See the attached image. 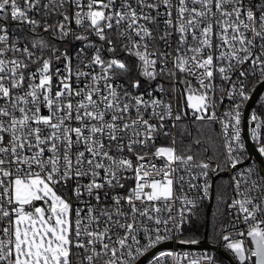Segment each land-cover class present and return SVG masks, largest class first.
Masks as SVG:
<instances>
[{
	"label": "snow or ice",
	"instance_id": "1",
	"mask_svg": "<svg viewBox=\"0 0 264 264\" xmlns=\"http://www.w3.org/2000/svg\"><path fill=\"white\" fill-rule=\"evenodd\" d=\"M253 82L264 85V0H0V264H137L173 239L195 203L184 188L207 195L217 169L157 136L189 111L219 123L235 169ZM250 122L264 156V116ZM253 175L234 177L235 219L216 233L238 264H264ZM169 259L214 264L171 251L150 264Z\"/></svg>",
	"mask_w": 264,
	"mask_h": 264
},
{
	"label": "built area",
	"instance_id": "2",
	"mask_svg": "<svg viewBox=\"0 0 264 264\" xmlns=\"http://www.w3.org/2000/svg\"><path fill=\"white\" fill-rule=\"evenodd\" d=\"M37 18H39V17H37ZM10 23H11L10 31L12 33L17 34V35H31V33L27 31L28 25L21 26L16 22H10ZM73 58L75 59L74 54H73ZM53 63H54V66H56V67H61V68L63 67V65L60 64L58 61H54ZM165 83H167V82H165ZM217 83H220V81L217 80ZM257 85L258 84H256L255 82L249 83V89H251L253 92V90L257 87ZM146 86H147L146 82L144 84H142L141 91H143ZM218 99H219V97H218ZM230 104H231V102L227 99V97H225L223 99V103L218 105L217 114L220 115V114H222L223 111H226L229 108ZM245 104L243 105L242 110H241V123L239 126L241 141H242L244 147H243L242 153H238V155L240 156L241 162L236 166L235 169L231 168L230 166H228L226 164L224 140L222 137L221 126L219 123H211V122H207V121H204V122L196 121L192 118V114L189 111V114L187 117H182L181 121L176 122L178 124L177 127L172 126V124H173L172 121L167 122L168 127L164 131H167L169 133V135L165 136L163 134V132H161L157 136V138L155 140V144H156V146H161L164 144L167 145L170 141L172 142L173 138H175V140H176L177 132H178L177 129L182 130L180 128L182 125H187L189 127V126H192V124H195V125L209 124V125H212L213 128L215 129L217 142L219 145V160L211 157L212 159L210 162H211L213 168L217 169V170L210 171V173H209L208 183H209L210 187L208 189L207 195L204 194L202 188L199 190L198 189H188L187 187L184 188V193L187 194L188 198L195 201L194 205L190 206L189 210L186 211L184 222L189 217H191L198 208H201L204 206L207 207L208 201L211 197H212V202H213L214 183L216 182V180L219 177H225L226 178L225 187L227 190V196H226V200H225V204H224V208H223V220H222L221 226L231 224L233 222V220L235 219V217L232 215H229V213L233 210H230L227 207V204L231 203L232 197L235 196V192L233 191V187H232L233 182H234V177L236 175L241 174V173H247L248 169H253L254 170L253 179L262 180L256 163L251 159L246 160L247 159V150H246L245 141H244V137H243V125L245 124L246 134L248 136L249 141L251 142V144L254 146V148L257 151L258 144L252 139V136H251L252 125L250 122V118H251L253 113H256L259 116H264V87L260 90V92L257 95V97L255 98V101L252 104V106H250V108L248 109L246 116H244ZM195 140H198V139H194L192 141L193 145L195 147H199V145L202 144L201 140H199L200 141L199 144H195L194 143ZM151 150L154 151L155 149L153 148ZM193 154L196 155L198 158L199 157H210L208 154H205L201 150L195 151V152H193ZM258 154H259V152H258ZM259 156H260V158L264 164V156H261L260 154H259ZM133 159H134V157H133ZM149 159L151 160L152 158L149 157ZM155 163L159 164L160 161L156 160ZM217 166H219V167L217 168ZM126 183H131V181H126ZM193 183L198 184V185H203L204 179L199 178V179L193 181ZM177 192L178 193L180 192L179 186H177ZM80 206L82 207L83 205H80ZM177 208H179V202L178 201H177ZM184 222H183V225H184ZM183 225H182V231L181 232L174 233L173 239L166 241L170 244L169 247H165V248H161V249L156 250L154 253H152L150 256H148L141 264H150V262L154 259L156 254H158L159 252H166V251H171V252L179 253L182 255L187 254L190 256H205L206 255V256L212 257L214 264H222L217 259V257L215 256L216 253H214L212 251L198 250V249L179 246V244H181V243H179L178 241L183 239V238H181V235L183 234ZM241 227H243V225H241ZM183 240H185V239H183ZM189 240H191V239H189ZM195 240H199V239H195ZM166 242H164V243H166ZM214 243L221 250L226 252L234 260V262L236 264H238V261L235 258V256L230 251H228L225 247H223V242L218 237L216 239V242H214ZM169 264H172V261L170 259H169Z\"/></svg>",
	"mask_w": 264,
	"mask_h": 264
},
{
	"label": "trees",
	"instance_id": "3",
	"mask_svg": "<svg viewBox=\"0 0 264 264\" xmlns=\"http://www.w3.org/2000/svg\"><path fill=\"white\" fill-rule=\"evenodd\" d=\"M195 126L198 127L192 129V126H189L187 131L185 132V135H187V138H189L191 142L193 152L201 150L205 154L209 155L212 152V149L210 147H212L213 145L215 146L218 143L215 129L213 128L212 125L209 124L195 125ZM198 137L201 139L202 144H200L199 147H195L192 141ZM182 140L184 142L183 145L186 146L189 145L188 142H186L184 139ZM217 153L218 151L215 152L214 155H216ZM219 192L221 193L220 189ZM226 196H227V190H225L223 195V189H222V195L219 196L220 199H217V201L213 199L211 208L208 213L206 206L198 208L195 211V213L184 222L183 234L181 235V238L185 240H189V239H201L203 236H205L208 240L216 242L217 239L216 233L220 230L223 220V208H224ZM214 197L215 195L213 196V198ZM215 256L222 264H229L221 256L217 254Z\"/></svg>",
	"mask_w": 264,
	"mask_h": 264
},
{
	"label": "water",
	"instance_id": "4",
	"mask_svg": "<svg viewBox=\"0 0 264 264\" xmlns=\"http://www.w3.org/2000/svg\"><path fill=\"white\" fill-rule=\"evenodd\" d=\"M263 87H264V85L258 84L257 87L251 93L250 100L248 102H246V104H245L244 116H246L248 109L250 108V106H252V104L255 101V98L257 97V95L259 94L260 90ZM243 137H244L245 146H246V150H247V159L246 160L251 159L256 163L258 171H259L260 176H261V179L264 180V164H263L258 152L256 151V149L254 148V146L251 144V142L248 139V136L246 134L245 124L243 125ZM211 204H212V197L209 199L208 204H207V213L209 212V210L211 208ZM197 241L198 242L195 244H179V246L198 249V250H209V251H212V252L216 253L217 255L221 256L229 264H236L234 262V260L226 252L221 250L213 241L208 240L205 236H203L201 239H199ZM169 246H170V244L168 242L157 245L156 248L152 249L150 252H148L147 254L142 256L138 260L137 264H141L148 256H150L156 250L161 249V248H165V247H169Z\"/></svg>",
	"mask_w": 264,
	"mask_h": 264
},
{
	"label": "rangeland",
	"instance_id": "5",
	"mask_svg": "<svg viewBox=\"0 0 264 264\" xmlns=\"http://www.w3.org/2000/svg\"><path fill=\"white\" fill-rule=\"evenodd\" d=\"M195 127L197 128L198 126H195V124H192V129H195ZM180 128L182 130H178L177 129L178 132H177V137H176V147L178 148V150L183 151L185 148H187L191 144V142H190L189 138H187V135H185V132L187 131L188 126L187 125H182ZM185 136H186V138H185ZM182 139H184L186 142H188L189 145H187V146L183 145L184 142H183ZM196 139L201 140L199 137L196 138ZM171 144H172V142L170 141L167 145L164 144V145H161V146H170ZM210 148L212 149V152L209 154L210 157H213V158L219 160V145H218V143L215 146L213 145ZM213 151H214V153L218 151V153L216 155H214ZM225 183H226V178L225 177H219L216 180V182L214 183V195H215V197L213 199L215 201H217V199H220L219 196L222 195V189H223V195H224V192L226 190ZM219 189H220L221 193L219 192Z\"/></svg>",
	"mask_w": 264,
	"mask_h": 264
},
{
	"label": "flooded vegetation",
	"instance_id": "6",
	"mask_svg": "<svg viewBox=\"0 0 264 264\" xmlns=\"http://www.w3.org/2000/svg\"><path fill=\"white\" fill-rule=\"evenodd\" d=\"M225 260V259H224Z\"/></svg>",
	"mask_w": 264,
	"mask_h": 264
}]
</instances>
